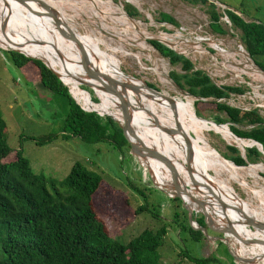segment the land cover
Returning a JSON list of instances; mask_svg holds the SVG:
<instances>
[{"label": "rangeland", "instance_id": "rangeland-1", "mask_svg": "<svg viewBox=\"0 0 264 264\" xmlns=\"http://www.w3.org/2000/svg\"><path fill=\"white\" fill-rule=\"evenodd\" d=\"M93 1L97 2L98 0H85V2H89L91 5H94ZM113 1L117 4H122L125 14L127 13L124 9L125 3H129L135 7L137 13L131 18L138 20V22L140 21V30L144 31L146 35L142 36L141 39L149 48L154 62L148 58L149 54L147 51L131 46L135 42L131 40L132 36L130 34L124 37L127 38L128 44H120L118 37H111L108 33H104L100 29V27L102 25L105 26V24L112 30H114L113 27L125 28L120 21H116L111 17L107 7L102 12L107 17L104 20L97 16L90 15L86 20H82L81 17L76 19L79 26H81L80 31H89L93 33L90 38H88V41L98 49L108 50L110 46H123L125 50L132 53L130 56H121L119 54L120 61L109 62L107 65L122 68L127 75L140 79L143 77L150 87L160 91L164 90L172 97L179 98L185 94L187 98L192 100L194 110L198 108L201 112L202 116L199 117L203 121L208 124L218 125L223 129H228L226 124H217L213 121L214 115L218 113L216 112V106L212 102V99L201 100L195 106L194 103L196 98L179 88L171 80L169 77L170 70L175 69L180 72V66H171L168 59L153 48L147 40L149 37L159 38L158 32L161 30V27L158 22H160L159 13L161 12L171 15L177 22L176 26L172 25L167 29L169 34H174L176 29L182 26L184 28L183 32L189 37L193 35L197 36L195 34L207 35L219 41L223 47L225 45L226 49H232L233 52L240 49V45L244 48L240 41V30L232 27L231 24L223 22L221 18L218 19L224 31H218L219 29L216 25H213V28L217 31L212 30L210 26L212 20L208 14L207 5H194L185 0H135L140 5L133 4L127 0ZM210 1L215 4H217V2L224 4L227 9L235 11L236 13L241 12V16L245 20H254L264 23V0ZM93 8L98 10L95 7ZM35 11L39 12L38 9H35ZM216 11H218L221 16L223 15L221 9L217 6ZM126 16L129 18L127 14ZM169 25L170 24H166V26ZM5 39L6 35L0 34V43L4 44L8 41ZM101 39L105 42L101 41ZM136 42H139V40ZM205 46H208V41L202 43V47ZM10 50L11 49L0 48V115L5 122L4 131L7 143L12 149L3 161H13L16 159V151L21 150L23 156L28 159L34 173L43 174L47 177L56 179L64 178L76 161L81 162L87 168L99 173L102 177L99 188L93 194V206L98 217L105 221L109 234H112L115 240L121 243H127L144 229L156 231L167 222V232L164 236L162 245L158 248L162 262L165 264H192L188 258L182 255V249H187L188 252L194 256H207V254H202V249L198 251V246L200 245L202 247V245H204L203 241L197 243L188 235L187 228L191 226L188 222L187 212L182 202L171 200L172 198L168 196V192L170 191H168V189L160 190L158 188V181L153 176L155 180L154 183L152 177H150L151 174L149 176L148 173L146 178L143 177V167L141 168V164L145 167L147 166L144 160H140L133 156L128 146L122 149H116L106 142L86 143L78 137H69L67 132L65 136L62 135L63 119L67 110L66 100L64 97L52 95L44 89L39 83L38 73L35 72L34 77L29 70L30 67L28 64L21 69H17L10 62L8 55L5 53ZM235 53L237 54L235 57L241 62L238 66V72H245L241 73V78H239L238 81V84H243L245 98L235 99L233 104L251 109L258 108L260 114L264 116V85H262L261 81V71L249 65L246 62V58L239 54L238 51ZM135 54H139L141 60L133 56ZM212 54L218 57L219 60L222 56L215 50H212V53L202 56L200 64H198L197 61V53H191L189 57L196 60L194 61L197 66L196 68L203 69L205 72L211 74L212 72H219L216 63L212 61ZM221 58H223V56ZM153 64H157L161 71L166 69L167 76L165 78L168 81L167 83H161L158 76L152 72L150 73L147 70L144 73L141 72L143 66L148 69L152 67ZM227 71L230 72L229 70ZM262 75L264 77V74ZM219 77L221 82L226 80L227 83L235 82L228 81V79H230L228 74L225 76L219 75ZM214 78L215 79H212V81H216L217 77ZM64 85L70 92L69 87L66 84ZM81 87L87 89L91 93V98H95L96 101L100 102L98 92H95V89L91 85L90 88ZM110 95L105 93V98L108 102L113 103ZM78 104L82 106L80 103ZM96 112L100 114L101 117L108 116L102 110ZM138 116L142 117L140 119L148 128L149 123L147 117L145 118V115L140 113ZM116 120L119 121L118 119ZM135 121L134 123L131 122V126L136 129L138 128L136 126L138 123L136 117ZM244 128H249V126H244ZM48 133H56L58 137L49 143L41 145L36 143L39 137L47 135ZM205 134L211 145L219 151L222 156L223 153L227 152V145L239 146L236 141H229L228 138L217 132L210 130L205 132ZM243 147L245 148L246 146ZM172 153L179 159L183 166L186 167V161L184 163L183 160L180 159L175 149H172ZM259 162L264 163V156L256 163ZM261 163L254 166H262L263 164ZM246 166H248V164ZM242 170L244 171V169L240 171ZM192 172L195 174L193 169ZM256 172L255 176L249 177L245 175L242 177V181L246 184L245 186L240 184L238 180L231 182L235 194H238L241 199L249 201L254 208L259 205V201L253 196L252 191H264V170ZM209 174L212 177L214 176L213 172ZM132 186L138 188L149 187L150 190H144V195H141ZM222 186L227 189L226 184L223 183ZM201 190L204 191L203 188H201ZM142 205H144L145 210L135 213ZM152 205H154L158 211L162 212V216H165L163 220L151 215L150 212L153 211ZM174 212L178 214V219L175 223L172 218ZM198 218L201 217L198 215ZM214 222L217 225L225 223L217 217ZM242 227L248 228L245 224L242 225ZM208 233L211 236H222L210 230H208ZM229 245L232 250L235 248L238 253V245L230 243ZM207 248L211 251L208 255L213 254L218 259L214 264H235L234 259L227 249V245L223 241H210Z\"/></svg>", "mask_w": 264, "mask_h": 264}, {"label": "trees", "instance_id": "trees-1", "mask_svg": "<svg viewBox=\"0 0 264 264\" xmlns=\"http://www.w3.org/2000/svg\"><path fill=\"white\" fill-rule=\"evenodd\" d=\"M185 1L194 5H207L208 14L212 20L210 23L212 30L217 31L213 28V25H216L218 31H224L217 22L219 15L214 2L210 0ZM124 9L131 17L137 13L135 7L129 3L124 4ZM109 13L114 20L120 21L131 32L127 24L130 22L127 19L122 20L125 15L114 14L112 7ZM226 13L232 26L240 30V41L250 58L264 71V23L245 20L241 12L236 13L230 9H227ZM159 15L160 22L165 21L177 25L171 15L164 12ZM134 33L138 35L135 31ZM147 42L167 58L171 66H180L182 72L172 69L169 77L179 88L196 98L195 106L201 100L212 98L218 113L214 115L213 121L217 124H228V129L234 135L260 143L264 151V117L258 110H242L216 101V99L226 97L229 92L242 93L245 91L243 86L219 88L202 71L191 70L192 63L183 55L177 54L155 39H148ZM7 43L8 41L4 44ZM33 45L37 48V45ZM0 48L19 49L28 55L41 58L37 53L19 43L11 44L6 48L0 45ZM5 53L17 69L28 64L34 77L37 72L39 83L49 93L64 97L67 110L63 119V136L67 132L69 137H78L83 142H106L116 149L128 146L121 128L109 117L111 115L116 118L115 115L100 106L95 98H91V93L82 88L80 82L70 80L62 68L47 63L69 87L74 99L85 110L73 99L61 80L40 59L30 58L16 50ZM94 91L96 92V89ZM186 99L193 105L192 100ZM86 110H102L108 116L101 117L94 111ZM195 113L197 116H202L198 108L195 109ZM244 126H249V128H244ZM4 130L5 122L0 115V264H165L161 261L158 248L162 245L167 232V222L156 231L144 229L127 243L115 240L112 234H109L105 221L98 217L93 206V194L102 182L99 173L76 161L69 173L62 179L36 174L21 150L16 151V159L5 162L3 159L12 149L7 143ZM57 137L56 133H48L39 137L36 143L40 145L49 143ZM249 144L253 143H246L245 146ZM226 150L223 157L232 161L236 166L256 163L263 156L255 146L245 147L244 157L234 145H227ZM144 162L147 168L150 167L159 186L167 187L171 182V175L165 164L153 158H147ZM252 168L259 171L253 166ZM134 189L141 195H144V190H150L149 187H134ZM171 200L180 202L179 198ZM152 209L150 213L153 217L162 220L165 218L154 205ZM143 210H145L144 205L140 206L135 213ZM209 212L214 216L215 221V214ZM172 218L175 223L178 219L177 212H174ZM197 221L200 225L203 224L202 217ZM187 232L195 242L203 241L201 231L188 227ZM226 236L231 244L239 246L240 257L251 259L246 248L234 240L231 233H227ZM240 236L242 240L256 239L248 229H241ZM248 245L260 248L264 257V244L254 242ZM182 255L192 264H214L218 261L213 254L206 257L194 256L187 249H182Z\"/></svg>", "mask_w": 264, "mask_h": 264}, {"label": "bare ground", "instance_id": "bare-ground-1", "mask_svg": "<svg viewBox=\"0 0 264 264\" xmlns=\"http://www.w3.org/2000/svg\"><path fill=\"white\" fill-rule=\"evenodd\" d=\"M43 1L57 12L61 20L65 22L67 27L75 34L78 41L85 47L90 60L94 62L93 64L97 69L118 81L130 82L136 87L135 90L126 89L125 91L126 97H128L133 106L131 109L133 114L132 122H136L135 117L138 120L136 125L138 128L135 129L133 127L136 134L142 138L145 144L158 150L174 162L180 179L184 184H187L192 194H195L196 191L199 190L202 191L201 188L204 189L202 192L207 194L208 197H211L206 200V209L224 222L229 219L238 236L235 237L231 234V237L246 248L247 252L257 260L258 264H264L262 250L258 247L245 244L240 236V230L243 228L242 225L245 224V214L264 223V191H252L253 196L259 201V205L254 208L249 201L243 200L238 194H235V190L231 185L232 181L238 180L240 184L245 186L246 184L242 181V177L245 175L249 177L255 176L257 172L252 166L257 170H264V163L259 162L263 164L262 166H254L259 163H250L246 167L235 166V164L225 159L219 151L211 145L205 132L211 130L222 134L228 138L229 141H236L241 148H244L243 146H245L246 143H253L252 140H243L234 135L230 129H223L218 125L208 124L203 121L196 115L193 105L187 101L185 94L179 98L173 97L174 106H172L167 100V97L170 95L166 91L157 90L159 93H155L145 87V78L142 77L140 79L127 75L122 68L107 65L109 62L120 61L119 54L121 56H130L132 53L125 50L123 46H110L108 50L98 49L88 41V38H90L93 33L89 31H80L81 26H79L76 21L78 17H81L82 20H86L90 16H97L104 20L107 17L102 12L107 7L109 11L110 7H112L116 15H125L124 19L118 16L116 17L122 20L127 19V21L131 23H127L128 26H130L131 32L126 28L117 27H113L114 30H112L106 24L105 26L102 25L100 29L104 33H108L111 37H118L120 44H128L127 38L124 37L130 34L132 36L131 40L135 42L131 46L147 51L149 54L148 58L154 62L149 48L141 39L142 36L146 35L144 31L140 30V21L138 22L136 19L128 18L123 10L122 4H117L113 0L93 1L94 5L85 2V0ZM127 1L140 5L135 0ZM93 7L98 10H95ZM35 9H38L40 14L34 13ZM43 13L44 10L37 2L30 0L25 2H19L18 0H0V34L6 35V39H9L6 45L2 43H0V45L6 48L11 44L19 43L28 50L37 53L46 63L62 68L69 76L70 80L76 82L85 80L89 82L98 92L100 100L99 105L111 111L116 119L121 122L122 116L119 109H117V97L113 93L102 89L101 80L99 81L86 76L81 65L80 51L77 44L64 37V35H61L55 27L52 18ZM134 31L138 35H136ZM138 40L139 42H136ZM101 41L105 42L103 39H101ZM32 43L37 45V48ZM214 47H216V50L219 52L221 51L224 53L223 55L230 56L228 52L221 49L220 45L214 44ZM236 51L246 58V62L249 65L256 68L241 49ZM133 56L141 60L139 54ZM146 70L157 75L161 83L164 84L168 82L165 78L167 76L166 69L161 71L157 64H153L152 67L148 69L143 66L141 72L144 73ZM261 81L264 84V78H261ZM105 93L108 95L111 94L110 96L113 103L106 100ZM139 113L142 115L144 114L145 118L147 117L149 123L148 128L140 119L142 117L138 116ZM177 125L181 132L177 130ZM164 128L171 130V132H166ZM187 143L190 144L192 153L191 168L195 171V174L192 173V178L188 174L186 167H184L179 159L172 153V149H175L180 159L185 163L188 151ZM241 169H244V171H240ZM210 172H213V177L209 174ZM223 183L226 184L227 189L223 188ZM209 187L213 192L210 191ZM208 191L209 193H207ZM185 199L188 200L186 196ZM218 200L225 204V208L221 207ZM243 229L250 230L256 239L264 240V230L250 227Z\"/></svg>", "mask_w": 264, "mask_h": 264}, {"label": "water", "instance_id": "water-1", "mask_svg": "<svg viewBox=\"0 0 264 264\" xmlns=\"http://www.w3.org/2000/svg\"><path fill=\"white\" fill-rule=\"evenodd\" d=\"M18 1L19 2H25L27 0H18ZM30 1L37 2L40 5V7L44 10L43 14L52 18L55 27L57 28V30L60 32L61 35H64V37L74 41L77 44L79 51H80L81 65H82V68H83L86 76L88 78L97 79L99 81L101 80L102 89L105 91L113 93L117 97V99H118L117 109H119V111L121 113L122 121L121 122L117 121L111 115H109V117H111L115 122H117L118 126L121 128L123 136L125 137V139L128 143L129 150L133 154V156L137 157L140 160L141 159L146 160L147 158H153V159L159 160L165 164V166L167 167V169L171 175V182L165 188L160 187V186H158V188L160 190L168 189V190L173 192L174 198L180 199V201L183 204L184 209L187 212V218H188V222H189L190 226L195 230L201 231L203 234V243H204L203 247H204V249L206 248L207 243H209L210 241L215 242L216 240H221L227 245V249H228L229 253L231 254V256L234 260H238V261L245 262V263H251L252 259H244V258L240 257L234 251V249L233 250L231 249V247L229 245L230 240L227 238L226 234L231 233L235 237L237 236V233L233 229L230 220L227 219V221L225 223H223L224 225L221 223H220V225H217L213 220L214 216L206 209V200L208 198H211V197H208L207 194H205L204 192H202L200 190L196 191L195 195L192 194L190 192L187 184H184L183 181L180 179L178 170H177L174 162L170 158H168L167 156H165L164 154L159 152L158 150L154 149L153 147L147 146L141 140V138H139V136H137L135 130L131 126V122H132L131 109L133 106L131 105L130 100L128 99V97H126V94H125L126 89L135 90L136 87L133 84H131L130 82L118 81V80L112 78L111 76L101 72L99 69H97L94 66V64L91 62V60L89 58V54L86 51L85 47L78 41L75 34L67 27L65 22H63L61 20L60 16L57 14V12L54 11L52 8H50L49 5H47L43 0H30ZM34 13L40 14V12H37V11H34ZM129 18L132 19L131 16H129ZM149 39H155V40L161 42L162 44H164L166 47L171 48V45L169 42H165L160 38H153V37L150 38L149 37ZM11 50H16V51H18V52H20V53H22V54H24L30 58L40 59L61 80V78L58 76V74L43 59H41L39 57L28 55L19 49H11ZM253 64L256 66V68L259 71L264 73V71H262V69L258 65H256L254 63V61H253ZM79 82H80L81 86H84L86 88H90L89 82H87L85 80H80ZM145 87L147 89L155 92V93H159L156 89H153L147 83H145ZM167 100L170 102V104L172 106H174V98L172 96H168ZM94 112H96V111H94ZM164 130L166 132H171V130L166 129V128H164ZM177 130L181 132L178 125H177ZM252 142H253V144H249V146L250 147L255 146L264 156V151L262 149L261 144L256 142V141H253V140H252ZM187 146H188V151L186 154L185 166H186V170H187L188 174L192 178V173H193L192 168H191L192 153L190 150V144L189 143H187ZM236 147H238V146L236 145ZM241 155L244 156V151L241 152ZM237 167H240V166H237ZM149 173L151 174L152 180L155 183V180H154V177H153V174H152L150 167H149ZM194 185H196V184H194ZM209 189H210V187H209ZM210 191L213 192L211 189H210ZM207 193H209V191ZM184 195L188 198V200L185 199ZM218 202L220 203L222 208H225V204L222 201L218 200ZM193 206L196 207L201 214V217L203 220L202 225H200L198 223L196 226L191 225V222L193 221V213H192ZM244 218H245V224L248 227L264 230V223L263 222L255 219L251 216H248L246 214H245ZM208 230H210L211 232L221 234L222 236L221 237L211 236L208 233ZM243 242L247 245L250 243H254V242L264 244V240H261V239H255L254 240L251 238H246L243 240ZM207 256H208V254H207Z\"/></svg>", "mask_w": 264, "mask_h": 264}, {"label": "built area", "instance_id": "built-area-1", "mask_svg": "<svg viewBox=\"0 0 264 264\" xmlns=\"http://www.w3.org/2000/svg\"><path fill=\"white\" fill-rule=\"evenodd\" d=\"M215 5L218 8H220L222 13H223V15L221 16L219 14V12L217 11L218 15H219L218 18H221V20L223 22H225L227 24H231V26H232V23L229 20V18L227 16V13H226L227 8L225 7V5L221 4V3H218V2ZM218 23H219V19H218ZM158 24L161 27V30L158 32L159 33V38L162 39L165 42H169L170 45H171L170 49H172L174 52H176L177 54L183 55L188 60H190V62L193 65L191 70H200V71H202L203 73H205L210 78L211 81H212V79L213 80L215 79L214 77H217L216 81H212V82H213L214 85H216L219 88H223L225 86H243L242 83L238 84V81H239V78H241V73H245V72H238V66L241 64V62L237 59V57H235L236 56V53H235L236 50H235V52H233L232 49L228 50V49H226L225 45L223 47L219 41H216V40H214V39H212L209 36L204 35V34H195L197 36L193 35V36L189 37L188 35H186L183 32L184 28L182 26L181 27L177 26L178 28L176 29L175 33L174 34H169L167 29L169 27H171L172 25H174V24H171V23L165 22V21L164 22L163 21L162 22H158ZM166 24H170V25L166 26ZM174 26H176V25H174ZM206 41H208V46L207 47L206 46L202 47V43H204ZM214 44L220 45L221 49H223L224 51L228 52L230 54V56H226V55H223L222 53H220L218 50H216V47H214ZM240 49L242 50V52L245 53L247 58L253 63V60L250 58L248 52H246L241 45H240ZM212 50H215L218 54L222 55L223 58H221L222 57L221 56L220 60H219L218 57H216L215 55H212L213 56L212 61L214 63H216V66L219 68V72L216 71V72H212L211 74H209L208 72H205L203 69L196 68L197 66L195 65V62H194L196 60H193L192 58H190L189 54L197 53V55H198L197 61H198V64H200V60H201L202 56L205 55V54L212 53ZM227 70H229L230 72H228ZM180 72H182V71H180ZM226 74H228V76H230V79H228V81H235V82L227 83V80L221 82V79H220L219 75L225 76ZM262 74H264V73L261 72V76H262V78H264ZM262 85H264L263 82H262ZM239 98H241V99L245 98L244 91L242 93L229 92L226 97L216 99V101L223 102V103H225V104H227L229 106L237 107V108L242 109V110H251V108H248V107H239V106L234 105L233 104L234 100L235 99H239ZM209 99H212V98H209ZM82 109H84V108H82ZM253 109H257L258 110V108H253ZM258 112H259V110H258ZM243 140H250V139H243ZM246 147H250V146L247 145ZM239 150H240V154H241L242 151H244V155H245V148H240ZM142 167H143V169H142L143 177L146 178L147 174L149 173V168H147V167H145V166H143L141 164V168ZM149 176H150V173H149ZM168 191H170V190H168ZM168 196L170 198H174L173 192L172 191L168 192ZM192 213H193V221L191 222V225L192 226H196L197 223H198L197 220L200 219V218H198V215L201 217V214H200L199 210L196 207H194V206H193ZM233 249L236 252V249L235 248H233ZM249 258L252 259L253 257L250 255ZM234 261H235V264H258L256 259H252L251 263H245V262H241V261H238V260H234Z\"/></svg>", "mask_w": 264, "mask_h": 264}, {"label": "crops", "instance_id": "crops-1", "mask_svg": "<svg viewBox=\"0 0 264 264\" xmlns=\"http://www.w3.org/2000/svg\"><path fill=\"white\" fill-rule=\"evenodd\" d=\"M221 52V51H220ZM222 53V52H221ZM222 54H224V53H222ZM223 221V220H222ZM207 245H208V243H207ZM201 246L199 245L198 246V251L200 250V249H202V254H209L211 251H210V249L208 250V248H207V246H206V248L204 249V247H203V245H202V247L200 248Z\"/></svg>", "mask_w": 264, "mask_h": 264}]
</instances>
